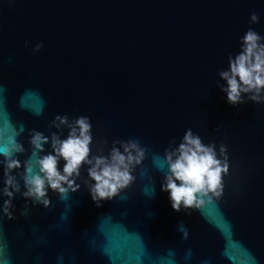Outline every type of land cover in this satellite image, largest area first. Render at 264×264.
<instances>
[{
    "label": "water",
    "instance_id": "water-1",
    "mask_svg": "<svg viewBox=\"0 0 264 264\" xmlns=\"http://www.w3.org/2000/svg\"><path fill=\"white\" fill-rule=\"evenodd\" d=\"M249 29L264 43V0H0V150L24 148L11 219L0 192V264H264V99L229 103L220 75ZM57 115L89 117V159L123 152L118 142L144 149L134 179L100 206L87 163L64 194L46 182L47 207L23 195L24 163L39 172L52 134L68 136L51 126ZM189 129L228 172L220 196L176 211L161 190L166 152ZM33 131L49 138L38 155Z\"/></svg>",
    "mask_w": 264,
    "mask_h": 264
},
{
    "label": "clouds",
    "instance_id": "clouds-1",
    "mask_svg": "<svg viewBox=\"0 0 264 264\" xmlns=\"http://www.w3.org/2000/svg\"><path fill=\"white\" fill-rule=\"evenodd\" d=\"M250 19L255 23L258 22L259 16L253 12ZM261 39L256 31L249 29L242 37L241 51L234 58L229 57V69L220 74L226 80L227 87L223 91L226 92L227 100L231 104L243 102L241 93H254L250 99L257 102L264 99L259 95L261 90H264V43H260ZM40 47L41 45L38 44L35 50L38 51ZM60 125H68V136L60 139L56 133L52 134L53 153L37 159L39 172H33L30 164L24 163L23 179L27 189L23 193L25 197H32L34 202L38 201L47 207L49 200L46 198V182L51 189L61 194L66 193L67 188L63 184L73 186L75 182L69 178L74 174L79 175L83 163L92 165L88 173L95 184L91 186L90 192L97 206H100L101 200L112 198L119 188L128 185L134 179L130 175L129 168L133 163H139L144 155V149L139 147L137 140H130L127 143L118 142L121 143L124 151L121 152L119 148L114 147L110 158L97 156L89 159V146L92 143V125L89 117L82 115L75 119L74 124H68V116L57 115L52 120L51 126L59 128ZM22 131H24L23 125L20 128V132ZM48 140L49 138L42 132L33 131L30 138L33 154L38 155L42 152L43 145ZM23 151V145L15 141L11 147L0 150V154L4 157L0 163L4 165L5 176L4 187L0 192L9 197L4 201L3 209L9 219L12 218L11 198L14 192L20 191L15 177L10 174L13 169L21 167V162L15 158L14 153ZM221 152H225L224 147L221 148ZM174 155L175 159H173ZM61 157L65 161L63 173L57 167L58 159ZM166 160L169 173L166 174L161 190L170 193L174 210L180 211L182 204L185 208L198 207L203 203V199L198 197L209 192H213L216 196L221 195L222 175L228 172L227 158L225 157L222 162L217 158L214 148L202 144L200 138L194 136L190 129L175 153L166 152ZM77 188L79 185H76L73 191ZM183 234V238L187 239V229H184Z\"/></svg>",
    "mask_w": 264,
    "mask_h": 264
}]
</instances>
